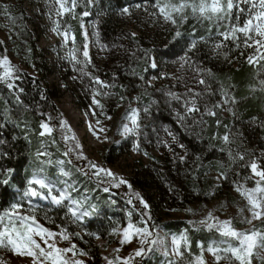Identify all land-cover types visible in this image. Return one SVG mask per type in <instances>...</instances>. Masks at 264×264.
<instances>
[{
  "label": "trees",
  "instance_id": "16d2710c",
  "mask_svg": "<svg viewBox=\"0 0 264 264\" xmlns=\"http://www.w3.org/2000/svg\"><path fill=\"white\" fill-rule=\"evenodd\" d=\"M93 1L95 3L92 8L89 6L80 7L76 11L75 18L67 19L65 23L68 24L71 34L75 35L74 43L78 49L82 50L85 39L81 27L82 16L80 13L83 11L91 13L93 19L89 21L93 20L97 25L95 38L99 40L101 49L105 48L109 51V57L101 68L88 67V70L99 76L106 84L113 85L111 88L116 93V98L139 97L134 102L137 108L141 109L140 123L142 127L138 137L139 149L140 152L147 153L146 155L154 162L150 169L145 168V170H150V173L145 175V179L149 180L148 182L133 181V188L143 191L151 206V210L140 208V214L144 209L145 217H151L149 223H152L153 228L157 226L169 233L180 234L185 229H189L192 234L190 236V250L197 255L199 253V242L208 241L213 232L205 227L196 230L185 220H163L164 218L159 216V212L165 210L166 206L161 208V205L172 202L173 198L169 193L170 190L177 197H182V203L185 207L203 196L213 198L214 184L209 180V174L216 177L220 175L221 171H227L228 179H222V186L217 188V191L228 195H230L229 191L235 187V184H243L250 179L251 169L247 165L253 159L257 163L260 162L259 154L264 152V91H261L259 86V79H264V72L257 76L259 66H253L247 62V57L250 54L243 44L239 49L229 44L224 49L228 52V57L222 55L220 63L215 61L216 54L203 57L204 51L197 58V61L201 62L202 67L212 70L213 75L208 76L205 74V80L211 85L210 92L214 95L206 94L201 99V112H203L202 105L204 103H207L210 108L216 102L223 104L220 96V89L223 87L237 98L238 103L234 108L235 115L227 111L229 105H225L222 108L214 109L216 111L215 117L194 114V117L189 116L183 123H180L177 120L176 111L183 110L178 102H169L170 98L167 93L171 90L168 89V83L147 86L146 82L152 76L155 77L158 74L152 72L144 57L146 55L157 56V58L162 59L164 52L168 53L176 49L186 51L187 42L205 34L204 27L200 26L201 24L196 19H188L180 27L182 36L179 38V42L172 40L175 28L170 32L168 44L163 47L165 49L160 50L149 40L146 41L143 37H132L130 34H123L115 26H112L111 15L113 12L124 8H135L136 4L144 5V0ZM153 2L154 0H148V8L152 7ZM105 34L109 38L105 37ZM1 43L0 41V45ZM197 46L199 51H195V55L190 53L191 56L197 57V54L202 51L203 42H198ZM79 55L82 56L81 53ZM261 63L264 64V61H261ZM145 68H147V72L143 71ZM137 74L143 75L144 81H141ZM19 75L15 82L16 89H8L7 85L0 81V125H3L0 126V139L6 141L5 144L0 145V172H5L7 168L14 170L9 184H0V212L10 208L11 204L17 202L22 203L23 206H29L26 198H23L24 188L32 173L38 167H42L36 159L35 152L40 148L41 139L44 142L47 139V137H39V123L46 120L48 116L52 117V121L60 122V110L54 102L52 90L46 85L45 81L23 72H19ZM250 85L256 86L254 92L251 90ZM21 88L23 92L18 94L22 104H18L16 94L17 89ZM174 91L182 94L175 88ZM199 91L203 92L204 86ZM144 107L148 108L147 113L142 110ZM5 108L9 110L10 114L7 122L4 120ZM217 119L221 121L219 126L215 123ZM199 120H204L206 123L195 122ZM13 121H16V123H13ZM25 122H27V127H24ZM17 124L20 126H17ZM225 125H227V128H225ZM165 130L171 132L178 142L185 147L182 151L175 150L171 155L166 154L155 157L151 154V150H163L160 140ZM225 132L229 134L230 139H236V144L231 145L233 154L235 155L237 151L243 152V160L237 159L233 163L229 160L226 152L220 151L222 147H225L220 139ZM25 133H27V138H25ZM53 137L61 149L67 150L72 147L63 141L57 131ZM136 139L137 137L131 136L121 146L112 147L110 153L115 150L116 152L128 150L133 146ZM4 152L8 155H3ZM69 154L76 155V152H70ZM180 156H184L185 159L181 161ZM229 165L231 166L229 167ZM78 176L76 174L75 177ZM246 177L248 179H245ZM81 181V179L78 180V182ZM158 181H162L166 187H160ZM134 189L132 191H135ZM147 190L150 192L155 190V194L146 193ZM156 193H158V198L154 197ZM114 194L115 196L112 198L114 201H111V195L106 194L100 197V193H94L93 202L98 211L93 217L86 218L82 224H77V228L71 223L70 214L67 213L65 206L53 209L35 200L31 203L32 207L36 209L35 214L39 220L45 223L52 221L54 225L66 226L72 232H79L80 237H82V239L78 237L80 249L94 257L93 247L97 252L95 240L103 238L107 242H112V229L119 228L126 218L129 200L127 197L130 194H123L120 191ZM174 198L176 201L180 199ZM177 204L180 205L178 202ZM130 207L135 209L132 204H130ZM177 207L180 208V206ZM132 212L134 215L138 213L136 209ZM256 228L264 231V223H258ZM88 248H91V250L89 251ZM158 261H160V258L157 259L156 263Z\"/></svg>",
  "mask_w": 264,
  "mask_h": 264
},
{
  "label": "rangeland",
  "instance_id": "374dc122",
  "mask_svg": "<svg viewBox=\"0 0 264 264\" xmlns=\"http://www.w3.org/2000/svg\"><path fill=\"white\" fill-rule=\"evenodd\" d=\"M94 3L93 0L90 4L87 3V0H78L76 11L80 7L89 6L92 8ZM4 6H7V11L9 13L8 16L4 14ZM56 7L55 0H0V41L2 42L0 45V58H3L4 56L9 58L12 65L17 69L15 73L16 76L19 77V72H23L45 81L46 85L52 90V94H54V102L60 110L59 121H61V119L66 120L71 126V133H74L77 141L83 145V155L87 157V159H77L76 155L73 154H69L68 157H65L63 153L66 150L61 149L57 142L55 144L51 143V139H54L53 136L56 131L62 138V130L59 128L60 122L58 123L57 121L51 120L50 123L54 126L55 130L52 133L51 138L47 137L45 144L47 150L51 153L50 158L52 163L42 165V167L45 168L43 174L51 179L58 188L63 187V182L65 181L69 184L75 185L76 191L72 192L73 197L85 202L86 206L95 205L93 202L94 193H100V197L106 194L111 195L110 200L114 201L112 198L117 191L123 192V194L129 193L130 195L133 192L139 193L140 196L147 201L143 191L138 189L135 190L133 188V181L140 180L144 183L149 181L145 179V175L150 173V170L148 169H150L151 165L154 163L152 159L146 154L140 152V149L134 150L133 146L126 151L116 152L115 150L110 153L112 147L121 146L126 139L132 136H122L120 134V129L122 123L128 122L130 124V121L125 120V116L130 111V108H137L136 103H134L137 101V98L135 96H126L121 100L118 99V97H115L116 93H114L112 88H107L104 90L108 91L110 95H97L96 97L101 101L103 108L93 104L92 96L96 90L100 89V86L92 80V76L96 75L89 71L88 67L101 68L107 62L109 51L105 48L101 49L99 46V40L95 38L97 35L96 22L93 20L89 21L93 19L92 14L89 13L88 16H82L81 23L83 24V37L85 39L84 33L86 32L88 37H90L91 43L90 47H88L91 63L88 64L86 71L90 72L92 76H87L81 73L79 69L82 65L77 63V61H73L70 53L75 49L77 60H84L85 58L82 54L84 46L82 50L78 49L74 43L75 41L73 42L71 39L73 34H71L68 24L65 23L67 19L71 20V18H75V15L70 16L69 14H64L63 16L58 17L55 11ZM129 11L131 15L124 14L122 10H116L113 12L111 15V20H113L112 26H115L116 29L120 30L123 34L131 35V33L134 32L136 33L135 36L143 37L146 41L149 40L152 42L160 50H164L165 48L163 47L168 44L170 32L175 30L176 26L165 22L159 16H152L151 13L156 11L153 7H149L147 12L143 10V7L139 9L133 7L132 9H129ZM189 19L193 18L189 16ZM55 20L60 21L59 32L53 31V28L56 27L54 24ZM196 21L199 22L198 20ZM199 23L201 24L200 26L204 27V35H207V23ZM64 31L69 33V39L67 42H65L64 37L61 34ZM105 37L109 38L107 34H105ZM194 51H199V47L197 46V50ZM247 51L250 55L253 53L252 48H247ZM79 53H81L82 56H80ZM183 53V49H176L172 52H164V57L162 59L153 56L155 57L157 68H151V70L152 72H156L158 76H155L157 77L156 79H152L153 76L150 78L152 86L159 83L160 85L168 83L169 90L175 92V88L182 94L187 88L191 87H195L198 91L201 90L202 85L195 84L193 80L196 73L187 66L183 69L179 67L178 57L183 55ZM202 53L203 57L206 55L213 56L214 53L211 44L203 43L202 51L197 54V57L192 56V59L197 61V58H199ZM221 57L222 55H216L215 61L220 63ZM0 71H2V69H0ZM164 80L165 82H163ZM1 82L6 84L3 81ZM101 129H103V131H101ZM63 131L65 134L71 135L67 130ZM168 133L169 132L165 130L163 137L160 140L163 150H151L153 156L159 157L166 154L171 155L175 150H183L179 147L181 143L178 142L176 138L173 140L172 136H169ZM97 134L99 138H97ZM105 137H107V139H105ZM67 143L74 147V141H69ZM259 156L260 162H258V165L261 168H264V152L260 153ZM69 159H71L73 163L71 162L69 164ZM59 160H64L65 163L60 165L57 163ZM89 161L110 169L118 176L123 177L132 185L131 189L123 184H121L119 188L115 187L114 183H110L111 178L104 174H101L100 178L97 179L92 175L96 170L90 168ZM61 167L69 172L70 175L65 177L60 171ZM147 167L148 169L145 170ZM85 171L88 175L83 174ZM76 174L79 176L75 177ZM217 176L215 177L211 174L208 175L209 180L214 184L212 190L214 193L213 198L203 196L194 202H191L188 207H185L182 203V197H177L176 194L170 190L169 193L173 200L170 204L166 202L163 206L161 205V208H164V206H166V208L159 212V216H163V220L165 221L185 220L196 230L205 227L213 232L208 241H200L198 244L199 253L197 255L200 254L202 245L205 259L209 261V264H214V260L211 254L206 250L208 244L213 241L219 243V241L225 239L215 227L209 229L206 226V224L217 223V220L215 219H206L209 212L212 213L213 217H216L219 220L231 218L233 226L241 230H250L253 227L256 228V225L261 222L258 220H254L252 224L243 222V216L250 215L246 208V200L236 192L235 187H232L233 189L229 191L230 195L225 194L224 192H218L217 188L222 186L223 180H217ZM251 177L252 173H250V179L243 183V185L253 187L254 181ZM79 179L82 181L78 182ZM158 185L163 188L166 187L162 181H158ZM104 187H109V191L105 192L103 190ZM133 189L135 191H132ZM154 192L155 190L152 192L149 190L146 191V193L155 194ZM173 196L180 199L176 201ZM85 197L87 198L86 201H84ZM154 197L158 198V193H156ZM33 200L34 199L31 198V201ZM35 201L40 204H44L43 201L47 202V206L53 209L57 208V206H64V204L67 203V201H65L62 205H56L50 200H39L38 197ZM26 202H28V199H26ZM177 202L180 203V205H178ZM177 206H180V208ZM140 208H143V205L140 204L138 200V202L135 203V209L138 213L134 215L132 211L135 209H131L130 204L127 203L125 221L118 229H123L127 225L129 212L132 213V222L136 223L138 226H142L140 224ZM242 208L245 209L243 213L240 212V209ZM189 209H191V211H189ZM145 210H151V206ZM19 211L27 214L29 212V206H23ZM97 211L98 209H96L91 216L86 218L93 217ZM142 212L145 213L144 209ZM201 221H205V223H201ZM39 222L45 227L51 228L53 231H59V228L61 227L59 225H54L52 221L45 223L39 220ZM149 225L154 234H159V237L164 244L153 246L152 250L148 251L142 259L137 257L136 259L140 261V264H166L164 245H167L168 249L171 250V238L173 235L180 236L181 234H184L189 241L187 247H185L183 243L181 244V248L186 254L183 259L175 257L178 264H188V261L196 256L190 250V236L192 234L189 229H185L180 234H173L166 232L157 226L153 228L152 223H149ZM77 226V224H74V227L77 228ZM68 231L72 232L69 229ZM112 236V242H107V240L103 238H97L95 240L97 252L93 247L94 257H91L88 254L77 258L84 259L86 264H107V261L104 259L105 257L109 260H113L117 256H127L133 254L134 249L141 246L138 239H133L130 244L120 245L119 240L122 236V232H112ZM78 240L79 238L74 236L72 242L80 248ZM57 242L61 247L69 246L68 241H61L59 240V237H57ZM85 246L87 245L85 244ZM118 248L120 249L119 252L116 251ZM88 249L89 251L91 250V248ZM0 257L4 259L6 264H31V257L21 256L6 250H0ZM158 258H160V261L156 263ZM172 258L174 257H168V259ZM220 264H228V261H221ZM253 264H264V253L254 255Z\"/></svg>",
  "mask_w": 264,
  "mask_h": 264
},
{
  "label": "snow or ice",
  "instance_id": "6c2138e0",
  "mask_svg": "<svg viewBox=\"0 0 264 264\" xmlns=\"http://www.w3.org/2000/svg\"><path fill=\"white\" fill-rule=\"evenodd\" d=\"M92 0H87L90 4ZM57 5L55 11L58 17L64 14L74 16L78 7V0H55ZM156 11L152 12V16H159L165 22H168L176 26V30L172 37V40L179 42V38L182 36L180 31L181 25L189 19L191 16L193 19L198 20L201 23L206 22L207 35H200L197 39H192L187 42V50L184 51L183 55L178 57L179 67L181 69L187 66L196 73L193 77L195 84L204 86V91H198L195 87L187 88L183 94L169 91L167 96L170 101L178 102L181 105L183 111H176V117L178 122L183 123L186 118L193 116L194 114H200L201 116H216L215 108H222L225 105L227 111L235 115L234 108L238 101L235 95L227 89L221 87L220 96L223 100V104L216 102L210 108L207 103H204L203 112H201V99L205 95H214L210 92L211 85L206 82L205 74L212 76V70L201 66V62L193 60L192 55H195L197 50L198 42L205 44H211L212 51L216 55H223L228 57V52L224 51L225 48L231 44L234 48L239 49L241 44L245 48H252L253 53L247 57V62L253 66H259L257 69V76L264 72V0H154L151 5ZM137 9L143 7L144 11H148V0H144V5L136 4ZM4 14L9 15L7 6H4ZM124 14L131 15L128 8H124ZM81 16H88V11L80 13ZM54 24L56 27L53 28L54 32H59V20H55ZM81 27L83 24L81 23ZM64 37L65 42L69 39V33L64 31L61 33ZM136 33H131L132 37H135ZM73 42L75 41V35L71 36ZM84 60H77L75 55V49L70 53L71 59L81 64L79 71L87 76H92L90 72L86 71L91 58L89 56L88 44H87V33H85V44L83 48ZM147 63L152 69L157 68L155 57L145 56ZM75 67V65H74ZM0 81L6 83L8 89H16L15 80L18 79L15 75L17 69L12 65L11 61L7 56L0 58ZM147 72V68L143 70ZM141 81H144V76L137 74ZM157 77H152L156 79ZM92 80L100 86L99 90H96L92 96L93 104L103 108L101 101L97 99V95L108 96L110 93L104 89L111 88L113 85L106 84L105 81L101 80L99 76H92ZM148 87H151V79L146 82ZM260 90L264 91V79H259ZM234 88V86H233ZM251 90H256L255 85H250ZM19 92H23V89H17L16 100L18 104H22L19 97ZM121 100L124 97H120ZM139 99V97H137ZM145 113L148 112V108L142 109ZM140 108H130V111L126 114L125 120L130 121L124 122L121 125L120 134L124 137L132 135L137 137L133 143L134 150H139V140L141 123H140ZM10 117L9 110L5 108L4 120L8 121ZM52 117L48 116L46 120H42L39 123L38 132L39 137L44 138L52 137L54 132V126L50 123ZM110 119V117H109ZM197 123H206L204 120L195 121ZM16 123V121H13ZM99 123V122H98ZM215 123L219 126L221 121L217 119ZM3 126V125H0ZM17 126H20L17 124ZM25 122L24 127H27ZM59 128L62 130L61 135L63 141L66 143L74 141V147L68 148L64 151L65 157L69 156L70 152H76V158L87 159L83 155V145H81L74 133H71V126L66 120L61 119ZM227 128V125H225ZM63 130H67L69 134H65ZM103 131V129H101ZM169 136H172L175 140V136L169 132ZM27 138V133H25ZM97 138L98 134H97ZM107 139V137H105ZM225 147H222L220 151L226 152L229 160L233 163L237 159L243 160L244 153L237 151L235 155L231 145L236 144V139H230L227 132L220 137ZM6 141L0 139V145L5 144ZM51 143L55 144V139H51ZM179 147L183 149L185 146L180 144ZM3 155L7 156L8 153L4 152ZM147 154V153H145ZM37 161L41 164H51V153L47 150L46 144L43 139L40 141V148L35 152ZM179 159L183 161L184 156H180ZM71 159L68 160L70 164ZM58 164L63 165L64 160L57 161ZM89 166L94 169L92 173L97 179L100 178L101 174L110 177V183H114L115 187L119 188L121 184L127 185L131 189L132 185L123 177L118 176L110 169L104 168L98 164L89 161ZM231 165H229L230 167ZM251 169L252 177L254 181L253 187H247L243 184H235V190L246 200V208L250 213L249 216H243V222L252 224L254 220L261 221L264 223V168H261L257 161L253 159L249 165ZM223 167V165H221ZM14 170L7 168L5 172H0V184L8 185L11 178V174ZM61 173L67 177L70 175L69 172L65 171L63 167L60 168ZM83 171V170H81ZM44 173L43 167H38L27 179L26 187L24 188L23 198L28 199L29 212L23 213L19 211L23 208V204L20 202L11 204L10 208L0 212V250H6L21 256L31 257V264H86L84 259L77 257H83L88 255L83 249L77 247L72 242L73 237H80L79 232H69L66 226H61L59 231H53L51 228L45 227L39 222L35 214L36 209L32 207L31 198L38 197L43 200H50L56 205H62L67 201L64 206L67 208V213L70 214V220L73 224H82L86 217H89L96 210L95 205L86 206L85 202L75 199L72 195L73 191H76L75 185L69 184L67 181L63 182V187H57ZM84 175H88L85 171ZM219 179H228L227 171H221L220 175L217 176ZM245 179H248L247 177ZM235 183V182H233ZM105 192L109 191V187H104ZM139 200L140 204L143 205L144 209H148L150 206L146 200L140 196L139 193H131L128 200L129 204H132V198ZM86 197L84 201H86ZM245 209H240L243 213ZM191 211V209H189ZM132 213H128V223L123 229L113 228L114 233L122 232V236L119 240L120 245L130 244L133 239H138L140 247L134 249L133 254L127 256H117L113 260H109L107 257L104 259L107 264H140V261L136 258H143V256L152 250V247L158 244H164L160 239L159 234H154L151 231L149 221L150 216L145 217L144 213L141 212L140 224L132 222ZM206 219L217 220L216 224H206L211 229L213 227L221 234L222 239L219 243L213 241L208 244L207 252L211 254L214 264H220L221 261H228V264H253V256L264 253V231L253 227L250 230H241L233 226L231 218L225 220H219L213 217L212 213L209 212ZM205 223V221H201ZM57 237L61 241H68L69 246L61 247L57 242ZM82 239V237H80ZM185 247L189 245L187 236L181 234L180 236L173 235L171 238V250L168 249L167 245H164V256L166 257V264H178L175 257L183 259L185 257V251L182 250L181 244ZM119 248L116 249L119 252ZM71 254V255H69ZM169 256L174 258L168 259ZM0 264H6L4 259L0 257ZM188 264H209V261L205 259L204 249L201 245V252L199 255L192 257Z\"/></svg>",
  "mask_w": 264,
  "mask_h": 264
},
{
  "label": "water",
  "instance_id": "95a60500",
  "mask_svg": "<svg viewBox=\"0 0 264 264\" xmlns=\"http://www.w3.org/2000/svg\"><path fill=\"white\" fill-rule=\"evenodd\" d=\"M86 33V32H85ZM85 33H84V35H85ZM90 40V38H87V44H88V41ZM91 43H89V45H90ZM130 197H128V199H129ZM138 201L135 199V198H132V204H133V207L135 208V203H137Z\"/></svg>",
  "mask_w": 264,
  "mask_h": 264
},
{
  "label": "bare ground",
  "instance_id": "6f19581e",
  "mask_svg": "<svg viewBox=\"0 0 264 264\" xmlns=\"http://www.w3.org/2000/svg\"><path fill=\"white\" fill-rule=\"evenodd\" d=\"M87 38H89L88 35H87ZM89 43H90V40L88 41V47H90ZM88 51H89V50H88Z\"/></svg>",
  "mask_w": 264,
  "mask_h": 264
},
{
  "label": "flooded vegetation",
  "instance_id": "af4514ba",
  "mask_svg": "<svg viewBox=\"0 0 264 264\" xmlns=\"http://www.w3.org/2000/svg\"><path fill=\"white\" fill-rule=\"evenodd\" d=\"M129 196H130V195H129ZM129 196H128V197H129ZM128 197H127V198H128Z\"/></svg>",
  "mask_w": 264,
  "mask_h": 264
}]
</instances>
